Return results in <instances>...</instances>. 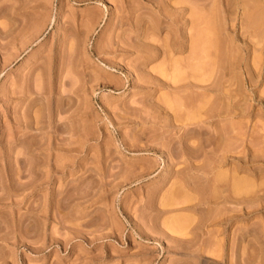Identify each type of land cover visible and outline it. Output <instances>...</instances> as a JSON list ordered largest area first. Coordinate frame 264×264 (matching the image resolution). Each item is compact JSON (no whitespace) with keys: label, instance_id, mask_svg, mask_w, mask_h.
I'll use <instances>...</instances> for the list:
<instances>
[{"label":"rangeland","instance_id":"obj_1","mask_svg":"<svg viewBox=\"0 0 264 264\" xmlns=\"http://www.w3.org/2000/svg\"><path fill=\"white\" fill-rule=\"evenodd\" d=\"M262 29L264 0H0V264H264Z\"/></svg>","mask_w":264,"mask_h":264},{"label":"bare ground","instance_id":"obj_2","mask_svg":"<svg viewBox=\"0 0 264 264\" xmlns=\"http://www.w3.org/2000/svg\"><path fill=\"white\" fill-rule=\"evenodd\" d=\"M258 5H259V4H258ZM259 9H260V8H259ZM256 10H257V9H256ZM256 10H255V11H256ZM257 12H258V11H257ZM261 12H262V11H261ZM261 12H260V14H258V17L256 16L257 18H259V16H262ZM258 13H259V12H258ZM255 14H256V12H255ZM255 14H254V15H255ZM210 16H211V15H210ZM210 16H209V17H210ZM246 16H247V15H246ZM256 17H254V21L256 20ZM207 18H208V17H207ZM211 18H212V17H211ZM247 18H248V17H247ZM260 18H261V17H260ZM260 18H259V20H260ZM257 20H258V19H257ZM209 21H210V20H209ZM210 22H211V21H210ZM248 22H249V21H248ZM251 22H252V19H251ZM208 23H209V22H208ZM254 23H255V22H254ZM253 25H254V24H253ZM204 26H205V25H204ZM211 26H212V25H211ZM213 27L215 28V26H213ZM207 29H209V28H207ZM211 29H212V28H211ZM200 30H202V29H199L198 31H200ZM260 30H261V29H260ZM209 31H210V30H209ZM209 31H208V33H209ZM212 31H214V33H213V32H212V33L215 35V33H216L215 30L212 29ZM263 31H264V30L262 29V32H263ZM205 32H207V31H205ZM259 32H260V31H259ZM198 33H199V32H198ZM201 33H202V31H201ZM212 33H211V34H212ZM195 34H197V32H196ZM209 34H210V33H209ZM213 34H212L211 36H213ZM216 34H217V33H216ZM203 35H204V34H203ZM202 37H203V36H202ZM204 37H206L205 40L207 41V43H210V44H211V46L208 44V45L210 46V48H212V45L216 46L215 41L212 40V39H209V37H210L209 35H208V36H204ZM207 37H208V38H207ZM201 39H202V38H201ZM216 39H217V38H216ZM208 40H209V41H208ZM220 40H221V39H220ZM202 42H204V45H205L206 42H205V41H202ZM213 42H214V43H213ZM194 43H195V42H194ZM194 43H193V44H194ZM196 43H197V42H196ZM207 43H206V44H207ZM216 43H217V41H216ZM222 44H223V43H222ZM204 45H203V46H204ZM201 46H202V43H201ZM205 46H206V45H205ZM209 46H207V47L209 48ZM214 46H213V47H214ZM202 48H203V47H202ZM210 48H209V50H210ZM206 49H207V48H206ZM195 50H196V49H195ZM197 50H198V49H197ZM204 50H205V47H204ZM207 50H208V49H207ZM205 51H206V50H205ZM216 51H217V50H216ZM192 52H193V51H192ZM195 52H197V51H195ZM199 52H200V51H199ZM211 52H212V51H211ZM211 52H210V54H211ZM193 54H194V53H193ZM198 54H199V53H198ZM223 54H224V53H223ZM205 55H206V54H205ZM205 55H204V56H205ZM212 56H213V54H212ZM224 56H225V55H223V57H224ZM199 57H201V56H199ZM206 57H207V56H206ZM214 57H215V55H214ZM223 57H222V58H223ZM201 58H202V57H201ZM213 59H214V58H213ZM213 59H212V60H213ZM188 60H189V59H188ZM199 60H201V59L199 58ZM194 61H196V60H194ZM212 62H213V61H212ZM175 63H176V62H175ZM179 63H180V62H179ZM188 63L191 64V62H188ZM204 63H205V62H204ZM177 64H178V63H177ZM198 65H199V64H198ZM204 65H206V64H204ZM221 65H223V64H221ZM209 66H210V65H209ZM209 66H208V67H209ZM176 67H177V65H176ZM222 67H223V66H222ZM196 68H197V67H196ZM196 68H195V69H196ZM192 69H194V68H192ZM201 69H202V68H201ZM208 69H209V68H208ZM210 69H211V68H210ZM202 70H203V69H202ZM193 71H194V70H193ZM195 71H196V70H195ZM198 71H199V70H198ZM204 71H205V70H204ZM210 71H211V70H210ZM184 72H185V71H184ZM184 72H182L181 75H182V74L185 75ZM193 73H194V72H193ZM209 73H210V72H209ZM209 73L207 72L206 74L209 75ZM213 73H214V72H213ZM179 74H180V73H179ZM194 74H195V73H194ZM199 74H200V73H199ZM177 75H178V74H177ZM201 75H202V74H201ZM198 76H199V75H198ZM181 77H182V79H183V76H179V77H177V78H181ZM200 77H201V76H199L198 78H200ZM208 77H209V76H208ZM201 78H203V77H201ZM201 78H200V79H201ZM198 80H199V79H198ZM179 82H180V80H179ZM179 82H178V83H179ZM178 89H179V88H178ZM208 89H209V88H208ZM184 90H186V89H184ZM180 94H181V92H180ZM181 96H182V94H181ZM184 96H185V95H184ZM173 98H174V97H173ZM173 98H172V99H173ZM179 98H180V97H179ZM184 98H187V97H184ZM190 99H191V98H190ZM180 100H181V99H180ZM182 100H183V99H182ZM184 101H185V100H184ZM176 102H179V100H178V101L176 100ZM182 102H183V101H182ZM169 103L172 104V105H174V104L171 103V102H169ZM179 103H180V102H179ZM202 104H203V103H202ZM204 104H205V103H204ZM204 104H203V105H204ZM172 105H170V106L172 107ZM175 105H176V104H175ZM184 105H185V104H184ZM197 105H198V104H197ZM177 106H178V105H177ZM195 106H196V105H195ZM199 106H201V104H200ZM211 106H212V105H211ZM181 107H182V105H181ZM187 107H188V105H187ZM212 107H213V106H212ZM172 108H173V107H172ZM190 108H191V107H189L188 109H190ZM192 108H193V107H192ZM201 108L203 109L204 106H202ZM215 108H216V107H215ZM186 109H187V108H186ZM213 109H214V108H213ZM173 110H174V109H173ZM175 110H176V109H175ZM181 110H182V109H181ZM199 110H200V109H199ZM215 110H216V109H215ZM181 112H182V111H181ZM208 115H209V114H208ZM205 140H206V139H205ZM211 140H212V138H211ZM211 142H212V141H211ZM204 143H205V141H204ZM209 145H210V144H209ZM209 145H208V146H209ZM184 147H185V146H184ZM194 147H195V146H194ZM205 147H206V146H205ZM208 164H209V163H208ZM202 166H203V165H202ZM204 166H205V167H208L207 165H204ZM204 166H203V167H204ZM200 167H201V166H200ZM203 167L201 168L202 170H203ZM221 174H222V173H221ZM216 177H217V176H216ZM215 180H216V179H215ZM234 180H235V181H234L235 185H236V182H237L238 187H241V186H240V185H241V180H240V181H239V180H236V179H234ZM243 182H244V181H243ZM248 182H250V181H248ZM29 183H30V182H29ZM246 183H247V181H246ZM219 184H220V183H219ZM247 184H249V183H247ZM244 185H245V184H244ZM233 186H234V184H233ZM251 186H252V185H251ZM254 186H255V185H254ZM238 187H237V188H238ZM261 187H262V185H261ZM25 188H26V187H25ZM249 188H250V187H249ZM253 188H255V187H253ZM218 190H219V189H218ZM234 191H235V190H234ZM243 191H244V190H243ZM21 221H22V220H21ZM12 224H13V223H12ZM16 224H17V223H16ZM23 224H24V223H23ZM33 226H35V225H33ZM18 227H19V226H18ZM21 227H22V224H21ZM176 228H177V227H176ZM180 228H181V227H180ZM5 229H6V228H5ZM7 229H8V228H7ZM33 229H34V228H33ZM36 229H38V227H37ZM2 230H3V229H2ZM8 230H9V229H8ZM8 230H7V231H8ZM178 230H179V229H178ZM0 231H1V230H0ZM4 231H5V230H4ZM31 231H32V230H31ZM37 231H38V230H37ZM37 231H36V232H37ZM183 231H184V230H183ZM174 232H175V231H174ZM32 233H33V232H32ZM36 235H37V234H36ZM37 238H38V237H36L35 239H37ZM256 253H257V251H256ZM251 255H252V254H251ZM253 255H256V254L253 253ZM252 257H254V256H252ZM256 257H257V255H256ZM242 258H243V257H242ZM250 258H251V257H250ZM246 259H247V258H246ZM252 259H253V258H252ZM255 259H256V258H255Z\"/></svg>","mask_w":264,"mask_h":264}]
</instances>
